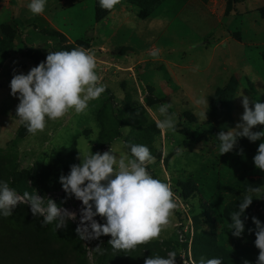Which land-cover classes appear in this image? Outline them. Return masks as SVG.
Listing matches in <instances>:
<instances>
[{"label": "rangeland", "instance_id": "obj_1", "mask_svg": "<svg viewBox=\"0 0 264 264\" xmlns=\"http://www.w3.org/2000/svg\"><path fill=\"white\" fill-rule=\"evenodd\" d=\"M30 2L0 0V182L18 196L36 191L45 207L49 198L75 214L66 228L48 225L73 242L83 264H144L170 251L177 253L175 264H198L201 256L256 264L252 217L264 225V192L252 194L241 238L228 224L248 188L264 187V172L253 164L264 138H239L233 151L220 155L216 136L240 121L241 92L264 103V0H121L112 10L99 0H47L40 15L30 13ZM76 47L95 54L106 91L85 112L46 117L43 132L28 133L16 117L19 100L10 94L13 75H26L48 51ZM201 97L208 106L195 103ZM162 103L172 105L175 133L157 128ZM200 112H207L205 121ZM81 137L93 153L119 155L128 151L125 143L148 147L155 162L147 171L170 184L177 205L158 239L125 252L114 251L109 236L84 241L76 235L82 205L74 197L62 203L59 178L79 163L78 150L87 151ZM16 212L32 215L20 202L11 216L0 214V225ZM32 217L42 224V215Z\"/></svg>", "mask_w": 264, "mask_h": 264}, {"label": "clouds", "instance_id": "obj_2", "mask_svg": "<svg viewBox=\"0 0 264 264\" xmlns=\"http://www.w3.org/2000/svg\"><path fill=\"white\" fill-rule=\"evenodd\" d=\"M121 0H99L100 6L112 10ZM47 0H31L28 9L32 15H40L45 11ZM158 50L152 55L155 57ZM97 67L94 53L83 47L71 51H48L46 60L31 68L25 74H14L10 81V94L19 100L16 117L26 127L27 132L35 135L43 132L48 120H58L74 110L76 114L85 112L89 102L98 99L106 91V85L99 84L95 71ZM243 114L234 128L220 131L217 134L220 155L233 151L239 138H247L256 142L264 138V130L253 132L257 125L264 126V103L257 102L241 92ZM197 105H207L206 97L195 101ZM251 105V107H250ZM208 106V105H207ZM170 103H162L158 112L163 119L157 120V128L167 132H176V117L170 113ZM207 112H200L202 120L207 119ZM130 130V128H127ZM99 132V129L96 130ZM87 151L78 150V164L70 166L67 176L61 175L59 183L66 194L65 201L74 197L81 202L80 220L75 228L76 235L84 241L98 240L101 236H109L108 244L114 251H131L138 245L147 244L158 239L160 233L170 223V217L177 207L170 184L155 179L147 171V165L155 162L147 146L125 143L119 155L111 149L103 153L91 151L89 140L81 137ZM256 169L264 172V143H260L253 158ZM264 187H249L238 210L230 214L231 223L228 228L231 235L241 238L245 232V210L253 202V193L261 194ZM264 199V196H261ZM20 202L30 205L33 216H43L41 226L55 223L56 229L66 228L69 217L75 214L48 198L47 207L44 197L30 194L18 196L7 182H0V214L4 217L12 215V210ZM100 217L104 223L98 222ZM255 225L254 246L259 250L256 264H264V225L252 217ZM249 233L253 229H248ZM95 251L103 254L100 245ZM176 251L149 256L144 264H175ZM192 264H197L193 260ZM198 264H222L220 258L205 259ZM244 264H249L245 261Z\"/></svg>", "mask_w": 264, "mask_h": 264}, {"label": "trees", "instance_id": "obj_3", "mask_svg": "<svg viewBox=\"0 0 264 264\" xmlns=\"http://www.w3.org/2000/svg\"><path fill=\"white\" fill-rule=\"evenodd\" d=\"M34 220L29 213L16 212L1 223L0 264H83L64 233Z\"/></svg>", "mask_w": 264, "mask_h": 264}]
</instances>
